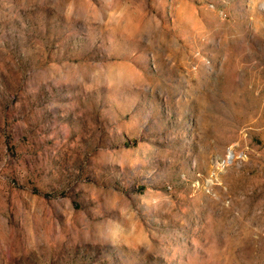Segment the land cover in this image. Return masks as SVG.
Here are the masks:
<instances>
[{
    "label": "rangeland",
    "instance_id": "rangeland-1",
    "mask_svg": "<svg viewBox=\"0 0 264 264\" xmlns=\"http://www.w3.org/2000/svg\"><path fill=\"white\" fill-rule=\"evenodd\" d=\"M0 264H264V0H0Z\"/></svg>",
    "mask_w": 264,
    "mask_h": 264
}]
</instances>
